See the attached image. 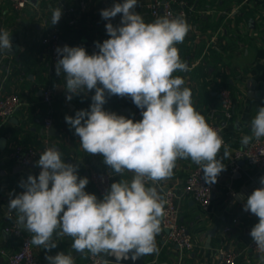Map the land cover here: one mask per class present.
<instances>
[{
	"label": "clouds",
	"instance_id": "clouds-1",
	"mask_svg": "<svg viewBox=\"0 0 264 264\" xmlns=\"http://www.w3.org/2000/svg\"><path fill=\"white\" fill-rule=\"evenodd\" d=\"M138 0H123L101 10L105 20L121 14L120 24L105 25L110 38L95 42L98 52L89 55L82 46L57 47V76L64 74L70 95L94 90L89 110H79L65 121L75 130L80 147L90 155L101 154L110 175L133 173L130 181L113 182L102 199L85 191L87 177L78 166L66 163L62 153L49 147L40 153L38 177L29 175L21 183L24 191L11 198L9 209L18 214L17 223L31 234L30 243L51 250L55 236L72 238V249L81 255H114L117 260L158 253L155 237L167 201L156 184L170 179L177 161L190 159L203 171L206 184L217 182L230 158L222 136L195 110L185 80L174 76L187 72L177 45L191 29L183 16L158 17L146 23L134 11ZM62 9L52 12V24L59 22ZM11 33L0 29V50L10 51ZM107 96L130 97L141 109L136 121L104 110ZM248 145L264 137V106L251 120ZM223 155L221 156V149ZM262 185L244 198L243 210L258 218L250 236L264 264V177ZM149 184L151 186H149ZM48 264H75L71 253L46 256Z\"/></svg>",
	"mask_w": 264,
	"mask_h": 264
},
{
	"label": "crops",
	"instance_id": "crops-1",
	"mask_svg": "<svg viewBox=\"0 0 264 264\" xmlns=\"http://www.w3.org/2000/svg\"><path fill=\"white\" fill-rule=\"evenodd\" d=\"M235 1L237 0H231L230 5ZM230 5L228 8L221 10L208 7L210 11L207 14H211L212 17L224 14V11L228 10ZM245 6L247 7L246 10L252 12L249 27L254 29L253 32H255L258 26L256 19L254 20V12L259 6L254 1ZM0 8L5 13V24L11 28V36L19 37L22 27H26V25L30 28L34 11L32 5L26 8L23 15L13 11L11 5L5 0H0ZM139 12H141V15H147V11H140L139 9L137 13ZM224 15L226 25L223 24L220 27H224L227 32L220 34L218 41L213 45L218 47L220 58L216 62L206 64L204 68H201L202 61L199 64L197 63L199 59L201 60V55L205 51L208 52L206 46L211 37L210 31L213 30L209 29L203 32L198 26H195L197 29L190 31L191 39L186 41L192 55L185 61L189 70L183 72L182 75L175 76H180L185 80L184 86L191 90V99L195 110L201 113L206 121L208 120V111L219 106L218 85L227 84L233 89L235 100L233 118L228 119L220 113L216 118L224 135L229 140L227 146H229L230 158L223 161L225 170L218 176L212 204L208 211H204L190 195L181 197L179 201L180 221L193 236L194 247L182 251L179 246L169 243L166 240V228L161 221V231L155 237L158 253L147 255L144 264H155L157 262L162 264H217L219 261L217 249L221 245H232L237 250H243L236 264H258V253L250 250L244 251L245 246L252 239L250 231L258 223V218L250 212L244 211L243 205L244 198L257 188L254 181H260V178L264 177V173L263 170L254 168L245 161L242 163V160L238 161V169L233 172V166L229 162L237 149L247 146L241 143L242 137L252 135L250 122L255 117L258 108L264 106V36L261 34L258 36L253 35L252 31L244 25V21L239 23L236 21L237 17L235 15ZM26 20L29 21L24 25ZM39 27V25L36 26L37 29ZM81 46L84 47L82 43ZM47 59L48 55L44 53L41 56L42 62L45 63ZM30 78L34 79V75L30 74ZM24 82L25 80L9 83L8 90L20 88L22 95L30 104L22 106L0 130V138L4 137L6 139L4 146H0V246L6 250V253H0V264H4L8 253L18 249V240L7 231V226L12 221L17 220L18 214L15 210L9 209L7 211L5 209L7 202L24 191L20 185L22 182L27 181L29 175L36 176L35 165L29 168L22 167L7 159L6 155L13 143L23 137L28 127L37 132V139H40L43 134V124L39 117L37 126L30 123L20 132L18 137L13 135L22 123L24 110L28 107L34 108V111L40 108V91L36 94L33 93L34 87L40 84L35 82L31 85ZM59 82L53 105V116L55 119L54 126L59 130L60 140L64 141L70 151V156L65 162L76 164L79 176L82 178L87 177L89 180L85 191L95 194L98 199H102L103 197L98 196L90 181L89 170L92 167L110 169L103 163L101 154L90 155L80 147V138L75 135V130L65 121L66 116L74 117L79 110H89L92 103L91 97L95 92L92 90L93 92L86 93L89 99L85 101L80 100V94L73 95L72 99L68 100L67 97L70 93L64 88L66 84L64 75L61 74ZM32 101L36 103L33 105ZM103 107L106 111L124 115L127 118H130L136 109V105L130 97L115 95H106V103ZM52 140L54 142L53 138ZM220 155H223V148ZM195 166L196 164L190 159L178 160L173 176L155 185L158 192L164 197L166 190L173 187L180 193L186 176ZM132 177L133 173L125 172L123 176L114 175L113 182L120 179L130 181ZM250 184H253V186L250 188L249 194L237 199L235 195H239L241 188ZM149 186L151 185L149 184ZM227 226H229V229L225 230ZM211 230H214L213 234H211ZM53 239L57 243V247L50 251L43 249V246L34 245V252L42 261V264H48L46 256H55L59 252L71 253L75 258V264H86L88 254L76 253L72 249L73 240L71 237L54 235ZM107 264L128 263L108 261Z\"/></svg>",
	"mask_w": 264,
	"mask_h": 264
},
{
	"label": "built area",
	"instance_id": "built-area-1",
	"mask_svg": "<svg viewBox=\"0 0 264 264\" xmlns=\"http://www.w3.org/2000/svg\"><path fill=\"white\" fill-rule=\"evenodd\" d=\"M9 3L16 13L23 15V12L29 5L34 8L31 26L26 25L29 20H26L22 27L20 36H16L18 42L17 51L12 54L0 50V130L9 122L10 118L19 111V109L28 105V100L22 95L21 89L8 90L9 83L21 82L25 80L24 72L17 73L15 75L14 69L19 59L18 52H24L28 49L29 45L33 42H38L41 45V56L46 53L48 55L47 61L44 64L48 69L55 73L54 76H50L49 82H44L37 86L36 90L40 91V108L35 110L33 114L41 118L43 124V134L39 139V144H33L29 141L19 139L13 143L7 152V159L13 161L15 164L22 167L29 168L35 164L36 176L38 177L41 169L37 166V161L40 158V153L49 147H54L49 129L55 125V119L53 116V105L57 95L55 65L58 60L56 53L57 47H64L61 43L63 38V29L60 25L61 22H66L68 25L75 29H80L83 32L82 44L91 55L98 52L95 47V42L104 40L103 29L107 23H112L114 26L119 25L118 19L121 18V14H118L111 20H105L101 16V10L110 8L117 2H123V0H5ZM251 1L256 2L259 6L254 12V20L256 19L258 28L255 32L254 29L249 27V21H244V25L252 31L255 36H264V0H242L232 2L229 9L224 11V14L231 16L237 12H241L246 4ZM197 2V1H196ZM194 4L187 0H138L137 6L134 11H147V14L153 19L158 17L167 16L169 18H175L177 16H183L187 23H190L191 10L196 7ZM249 6V5H248ZM60 7L62 9V16L59 22L55 25L50 24L52 21V12L54 9ZM94 11L98 15L97 18L90 20V16L87 21H83L84 16L89 11ZM210 10L208 8L202 9L199 12L201 14H207ZM4 12L0 8V29H5L11 32V28L4 22ZM40 26L39 29L36 26ZM191 29H195V24H189ZM31 29V30H30ZM197 29V28H196ZM227 32L224 27H219L216 30L210 31L211 37L207 43L206 48L209 49L218 41L219 35ZM191 33V32H190ZM11 37V36H10ZM234 39V38H233ZM11 40V39H10ZM100 40V41H99ZM232 40V39H230ZM12 43L14 41L11 40ZM192 44V43H190ZM67 45L71 47L68 42ZM208 52L205 51L201 55L202 61ZM49 76V75H48ZM37 92V91H36ZM35 93V90H33ZM219 96V106L211 108L208 111V120L206 121L214 130L222 136L224 144L228 145L229 140L224 135L220 124L217 122V115L223 114L226 118L231 119L234 116V94L233 89L230 86L219 84L217 88ZM33 105L35 101L31 102ZM42 105L45 106L44 112ZM135 120L142 119L141 109H135L133 113ZM55 148V147H54ZM244 160L250 166L259 170H264V137L259 141L252 139L251 142L243 148H239L230 159L229 164L233 166V172L238 169V161ZM110 170L92 167L89 170V178L92 182L97 193L103 197L105 191L110 188L113 183L114 175H110ZM257 188L262 185L259 181H254ZM217 184H206L203 179V171L200 166L193 167L185 178V182L181 188V192L178 193L173 187L168 188L165 192L164 199L167 203L164 205L165 214L162 217V224L168 230L167 241L172 245H177L182 251L190 250L194 247V239L191 233L188 231L185 225L180 221V205L179 201L181 197L190 195L204 211H208L211 207L213 200V192L215 191ZM235 220V219H234ZM229 226L225 227L228 230ZM7 231L15 239L18 240V249L14 252L7 254V259L4 264H42V261L34 252V245L30 243L31 234L25 231L21 225L17 223V220L12 221L7 226ZM256 251V244L251 239L244 248V251ZM219 261L217 264H236L239 256L243 253V250H237L232 245H221L218 249ZM0 253H6V250L0 246ZM259 254V253H258ZM108 260L104 259L103 254L99 256H93L88 253L86 264H107ZM162 264V263H155Z\"/></svg>",
	"mask_w": 264,
	"mask_h": 264
},
{
	"label": "trees",
	"instance_id": "trees-1",
	"mask_svg": "<svg viewBox=\"0 0 264 264\" xmlns=\"http://www.w3.org/2000/svg\"><path fill=\"white\" fill-rule=\"evenodd\" d=\"M69 1H74V0H68ZM114 1H118V0H114ZM190 3L194 4L196 1V7L194 10H191V16H190V23L189 24H195L196 26H198L203 32H206L207 30L211 29V30H216L218 27H220L221 25L225 24L226 25V18L224 14L218 15V16H214L212 17L211 14H201L199 11L202 9H206L208 7L210 8H214L217 10H221V9H225L228 8V6L230 5L231 0H187ZM247 7L245 6L243 8V10L239 13L237 12L235 14V16L237 17L236 21L239 23L240 21H249V19L252 16V12L246 10ZM139 14H141V12H139ZM91 17L90 20L92 21L93 19L97 18L98 15L96 13H94V11H89L83 18V21H87L89 16ZM142 17L144 18L146 23H151L153 22V19L147 14V15H143ZM121 18L118 19L117 23L120 24ZM50 24L52 23V21H49ZM62 29H63V38H65L68 42V44L71 47H76V46H81V43L83 42L82 40V36H83V32L80 29H75L73 27H71L70 25H68L66 22H61L60 23ZM103 37L104 40L110 38L106 32V27L103 29ZM190 31L188 32L184 42L182 44L177 45L178 49H179V55L181 57L182 60L186 61L187 58L191 55V50L188 47V45L186 44V41L188 39H191L190 37ZM100 41V43H103V41ZM17 54H19V59L17 60V65L14 69V73L15 75L17 73L20 72H24L25 74V82L26 84H33V83H39L42 84L44 82H49L51 79L50 76H54L55 73L50 71L47 67L46 64H44L41 60V45L38 42H33L29 45L28 49L24 52H18ZM217 56V57H215ZM220 58V53L218 50V47L216 46H211L208 49V53L205 55L204 59L202 60V64H201V68L210 63V62H216L218 59ZM30 74L34 75V79L30 78ZM183 72H176L173 75H182ZM49 75V76H48ZM62 75H64L62 73ZM56 77V81H60V76H55ZM227 85V84H224ZM229 86V85H227ZM36 86L34 87L35 93L36 94L38 92V90H36ZM37 91V92H36ZM94 91V90H93ZM92 91V92H93ZM81 97V101L82 100H87L89 99L88 96H86V94L81 93L80 94ZM44 112L46 111V108L44 105H42ZM34 112V108L32 107H28L24 110V114H23V120L21 125L17 128V130L14 132V137H18L20 135V132L22 130L25 129V127H27L28 124H35L37 126V124L39 123V117L35 116L33 114ZM130 119H133V115L130 117ZM60 125V123H59ZM31 126V125H30ZM36 134V135H35ZM32 135V136H31ZM51 138L54 139V147L56 149H58L61 153H62V157L66 159L70 156V151L69 149L66 147L64 141L60 140V136L59 135H51ZM18 139V138H17ZM23 140H27L33 144H39L40 141L39 139H37V132L33 131L31 127H28V129L25 131V134L23 135V137L21 138Z\"/></svg>",
	"mask_w": 264,
	"mask_h": 264
},
{
	"label": "water",
	"instance_id": "water-1",
	"mask_svg": "<svg viewBox=\"0 0 264 264\" xmlns=\"http://www.w3.org/2000/svg\"><path fill=\"white\" fill-rule=\"evenodd\" d=\"M32 1H35V0H32ZM253 21V19H251ZM10 39L12 41H14V43H12V48L10 51H7L9 53H12L14 54L17 49H18V42L16 41V36H11ZM62 45L65 46L67 45V42L65 40H62L61 41ZM68 46V45H67ZM49 133L51 135H58L59 134V130L56 126H52L50 129H49ZM6 142V139L4 137H1L0 138V146H4ZM242 163H244V160H242ZM35 164H33L34 166ZM18 168H20V166H18ZM263 173H264V170H263ZM253 186V184H250V185H244L242 188H241V191L239 193V195H235V197L237 199H240L241 197L243 198L245 195L249 194V190L250 188ZM98 196H100L98 194ZM4 198H6V196H4ZM5 209L7 211H9V201L7 202V206L5 207ZM166 231H168L166 229ZM214 233V230H211V234ZM104 259L108 260V261H116V262H124V263H128V264H144L145 260H146V256H139L137 257L135 260L132 259V253L129 252L127 254V258L126 259H120V260H117L116 257L114 255H108V254H105L103 255Z\"/></svg>",
	"mask_w": 264,
	"mask_h": 264
}]
</instances>
